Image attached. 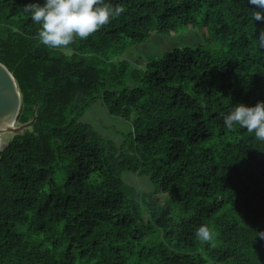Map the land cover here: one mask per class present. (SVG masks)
I'll use <instances>...</instances> for the list:
<instances>
[{"label":"trees","instance_id":"trees-1","mask_svg":"<svg viewBox=\"0 0 264 264\" xmlns=\"http://www.w3.org/2000/svg\"><path fill=\"white\" fill-rule=\"evenodd\" d=\"M42 2L0 0V62L35 119L0 153V264H264V141L222 121L264 101L247 0H104L125 11L57 49L26 11ZM185 30L201 43L167 51ZM149 42L145 67L123 58ZM98 99L126 141L81 121Z\"/></svg>","mask_w":264,"mask_h":264},{"label":"clouds","instance_id":"clouds-1","mask_svg":"<svg viewBox=\"0 0 264 264\" xmlns=\"http://www.w3.org/2000/svg\"><path fill=\"white\" fill-rule=\"evenodd\" d=\"M250 19L264 21V0H247ZM30 19L40 27L38 43L53 49L67 48L76 38L87 39L113 19L119 17L125 8L113 6L104 0H43L26 8ZM258 47L264 48V31L257 37ZM223 126L232 130L236 126L254 133L258 141H264V101L254 106L237 103L222 116ZM264 236V233H258ZM195 238L201 243H211L215 232L208 224H201L195 231Z\"/></svg>","mask_w":264,"mask_h":264},{"label":"rangeland","instance_id":"rangeland-1","mask_svg":"<svg viewBox=\"0 0 264 264\" xmlns=\"http://www.w3.org/2000/svg\"><path fill=\"white\" fill-rule=\"evenodd\" d=\"M193 32L197 35L199 42L201 43L202 38L199 37L196 31L185 30L180 32L173 38L164 39L167 44V51H170L173 48L191 46L189 42H194ZM147 44H149L146 48V50H148L147 52L145 51L146 45H143L139 48L128 51L123 56V58L130 60L141 67H145L147 63L154 59V57L157 58L161 55V53L159 54V52H157L156 50L154 52H152V50H149V48H151L153 45L150 42ZM160 48L164 49V47L162 46H160ZM81 121L85 124L91 125L103 137L108 140H112L117 144L126 141V136L132 131V125L129 122L110 116L102 99H98V101L92 106V108L89 109L88 112L84 115ZM12 137V134H5L3 140L8 143V141L11 140ZM123 178L124 180H128L129 182L139 186L140 188L148 187L146 179L136 177L129 173H125L123 175Z\"/></svg>","mask_w":264,"mask_h":264},{"label":"water","instance_id":"water-1","mask_svg":"<svg viewBox=\"0 0 264 264\" xmlns=\"http://www.w3.org/2000/svg\"><path fill=\"white\" fill-rule=\"evenodd\" d=\"M22 113V97L18 84L9 69L0 62V153L6 148L5 134H20L30 124H19Z\"/></svg>","mask_w":264,"mask_h":264}]
</instances>
